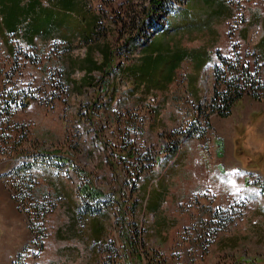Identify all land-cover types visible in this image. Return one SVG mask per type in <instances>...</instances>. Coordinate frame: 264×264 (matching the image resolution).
Returning <instances> with one entry per match:
<instances>
[{"label":"rangeland","instance_id":"obj_1","mask_svg":"<svg viewBox=\"0 0 264 264\" xmlns=\"http://www.w3.org/2000/svg\"><path fill=\"white\" fill-rule=\"evenodd\" d=\"M149 1L81 0L97 17L92 43L36 39L28 47L13 36L6 45L0 40V93L25 91L30 100L18 108V99L11 121H1L0 264L32 239L15 202L19 188L11 174L18 167L31 179L26 198L49 210L44 251L36 257L38 248H30L27 264H264V98L257 102L244 92L230 116L213 114L207 125L197 106L212 95L211 66L194 76L185 63L174 82L157 90L155 64L140 61L139 53L163 23L159 13L155 26L147 21ZM189 1L174 0L170 17ZM229 3L226 19L211 30L175 42L211 49L214 32L222 51L238 53L264 80L256 49L264 0ZM65 16L57 13L58 20ZM89 45L110 51L92 85L83 83L79 63ZM92 55L102 62L101 54ZM44 151L72 163L40 157ZM80 170L107 203L86 207ZM148 191L159 202L156 210L146 208ZM94 219L104 228L95 235H103L99 242Z\"/></svg>","mask_w":264,"mask_h":264},{"label":"trees","instance_id":"obj_2","mask_svg":"<svg viewBox=\"0 0 264 264\" xmlns=\"http://www.w3.org/2000/svg\"><path fill=\"white\" fill-rule=\"evenodd\" d=\"M72 3L73 2L71 0H68L66 8H68V6H70ZM173 3L174 0H169L167 2L166 0L149 1V12L146 17L147 21L149 20V24L151 23L152 26H155L156 21L154 17L159 13L163 22L159 27L154 29L152 32L153 37L155 34L168 28V20L170 15L175 10L173 9ZM36 7L39 8V0H28L26 4L24 3V0H0V25L8 35H16L18 32L23 31L22 27H24V25L27 26L25 30L32 34V39L39 38V36L42 35H47L52 29L49 24L43 25L40 23L38 24L37 22L33 23L29 21L26 23V20L29 19V14H31V12H33ZM46 17V20H50L51 13H46ZM40 19H42L41 16H39L37 21L39 22ZM96 27L97 26H95L94 30H96ZM93 31H90L88 35H85L83 39L80 38V40L84 41L85 43H92V36L94 35ZM153 37H151V39ZM69 44L66 45L69 46ZM143 45H145V43H143ZM30 46L32 47V45ZM261 46L262 43L256 49L261 50ZM93 50H95V53L101 54L102 62L97 63L93 59ZM109 52L110 51L108 48L103 45L88 46L85 51L84 59L79 62L82 65L81 67L83 72H85L83 83L92 85L91 83L93 79L91 75L94 72H101V70H103V68L109 64ZM217 61V64H214L212 69V95L208 101L204 102V107L202 108L205 109V111H202V105L197 106L199 115L203 116L205 124L207 125L209 124L208 117L213 114L217 113L222 118L230 116L232 109L231 107L243 98L244 92L257 102L264 98V80L259 77L257 70H250V66L242 61L238 53L234 52L229 56H222L220 53H218ZM128 69L129 68L127 67L123 70V72H126ZM167 77H170V75H167ZM71 84L74 85L72 82ZM142 85H144L143 82ZM26 97L27 94L25 91L5 90L0 93V127L2 126V120H5L7 123H9L13 118V103L17 105V102L21 100L22 102L18 104L17 107H27L30 100ZM39 156L44 158H54L56 160L59 159V162L62 164L72 163L68 161L69 159L67 157L61 155L60 153L44 151ZM20 169V167L15 168L11 174L14 181L17 180V188H19L18 196L15 197V202L19 203V209L28 217L29 231L32 233V239L28 244H25V246L20 251L17 252L14 259L9 264H27V254L32 247L38 248L36 257H39L44 251L45 245L43 242L47 237L45 221L46 214L49 210L40 203L33 202L29 196L26 198L27 191H30L31 189V187L27 186L31 179L27 174L20 176ZM77 173H79V176L82 180H86V182L81 184L79 187V195L82 200L85 201L86 207L88 208V206H90L91 209H96L95 206H102L103 204L107 203L106 200H103L104 197H107V195L96 189V187L93 185V179L91 176L86 174V171L80 170V172L77 171ZM118 194L119 193H117L116 202L120 204ZM150 194V191H148L146 208L151 206V210H156L158 208L159 202L152 200V198H150ZM92 204L95 206H92ZM92 229L94 230V242H99V238L103 235L96 236L97 238H95V235L99 233V230L104 229L100 219H94L92 223Z\"/></svg>","mask_w":264,"mask_h":264},{"label":"crops","instance_id":"obj_3","mask_svg":"<svg viewBox=\"0 0 264 264\" xmlns=\"http://www.w3.org/2000/svg\"><path fill=\"white\" fill-rule=\"evenodd\" d=\"M67 1L68 0H39V8L36 7L34 11L29 14V19L27 18L28 20H26V23L28 21L33 23L37 22L38 24L40 23L43 25L49 24L52 27L47 35L32 39V34L25 30L27 27L26 25L22 27L23 31L18 32L16 35H8L0 25L1 42L6 45L8 44V38L13 36L14 38H20L21 44H26L29 47L30 45H34V40L36 39H42L44 41L50 39L54 41L56 39L64 44H71V41H69L70 39H83L85 35H88L90 31L94 30L97 17L88 15L87 11L83 9L81 0H71L73 3L70 5L78 7L81 14L77 15L74 12L67 10ZM27 2L28 0H24L25 4ZM229 5V0H190L183 11H179L169 18V26L166 30L155 34L152 39L141 47L139 52L141 53L140 61H142L143 58L149 57L155 64V75L158 79V82H156L157 79L155 82L156 84H159L157 90H164L166 86L174 82V75L185 63L192 66L195 76V74H199L201 70L208 66L209 68L211 66V69H213L214 64H217L218 62V53L222 56H229L234 53L232 50L222 51L221 46L217 45L218 40L215 37L214 32L210 37V44L212 45L211 49L205 47L203 44L192 48L181 46L175 42V39H177L175 37L181 38L184 35L211 30L215 25V22L221 19H226ZM62 12L66 14L65 19L58 20L57 13ZM46 13H51L50 20H46ZM39 16H41L42 19L38 22L37 20ZM76 17L78 23L77 25H73V22L69 19H74ZM262 35L263 36L257 43L256 48L261 43L263 44L264 33ZM260 49L261 50L257 49V52L258 55L260 54L259 56L262 59L261 62H264L263 46H261ZM144 51H146V55H143ZM211 51H213V54ZM161 74H166V77L162 79ZM167 75H170V77H167ZM187 80L189 83H192L189 78H187ZM142 88L144 87L142 86Z\"/></svg>","mask_w":264,"mask_h":264}]
</instances>
